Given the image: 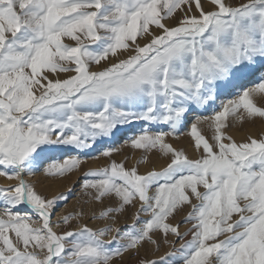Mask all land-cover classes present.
Wrapping results in <instances>:
<instances>
[{"label":"snow or ice","instance_id":"snow-or-ice-1","mask_svg":"<svg viewBox=\"0 0 264 264\" xmlns=\"http://www.w3.org/2000/svg\"><path fill=\"white\" fill-rule=\"evenodd\" d=\"M257 118L264 0H0V177L16 182L0 189V264H118L157 235L174 236L179 252L139 264H264V135L229 134L231 120ZM127 126L139 127L131 146L166 166L141 174L112 160L82 188L110 202L94 219L139 201L132 225L53 224L68 197L25 177L64 176L93 152L110 158L105 145ZM185 129L197 158L168 142ZM186 205L182 234L169 217Z\"/></svg>","mask_w":264,"mask_h":264},{"label":"rangeland","instance_id":"rangeland-1","mask_svg":"<svg viewBox=\"0 0 264 264\" xmlns=\"http://www.w3.org/2000/svg\"><path fill=\"white\" fill-rule=\"evenodd\" d=\"M247 2V0H232L233 4H240ZM66 43H74L71 41H65ZM59 78H65V74H59ZM219 102H217V107ZM211 114V113H209ZM232 127L229 134L237 142H244L248 136L260 137L264 135V121L257 118L254 122H237L235 119L231 120ZM130 130L123 132L113 142L105 145V148L114 149L110 158L99 155V152H93L89 157H81V163L79 167L64 176L61 177H48L41 173L34 175H28L25 177L26 181L33 185L35 189L42 195L52 198L54 196L65 195L68 197L67 201H60V207L56 209L55 217L52 223L55 224L62 220V217L67 215L73 217L70 220V224L73 228L87 224L88 227L93 229H99L106 226L119 227L124 229L133 223L135 214L140 209V202L136 201L135 207L126 206V209L122 213H117L113 219L100 220L93 217H99L100 212L104 210L109 204V201H105L104 204H100L92 200L91 196L85 192L82 188L83 178L86 173L96 171L107 167L112 160L116 162H123L126 168L131 169L136 167L138 171L143 174L148 170H161L166 166L167 161L162 158L158 152L150 151L145 153L143 150L134 149L130 140L133 136L138 134L139 127L127 126ZM202 134L206 138L211 137L212 130L207 124L201 125ZM155 130V129H153ZM257 130V131H256ZM252 135H251V134ZM254 134V135H253ZM168 142L178 149H186L187 155L190 158H197L199 153L193 152L191 148V139L188 135V129H185L178 138H167ZM72 155H75L74 153ZM56 160H62L67 158L64 153H55ZM96 156L98 158H92ZM146 158V159H145ZM15 181H9L5 177H0V189L8 188L15 184ZM203 191L202 188L199 189ZM192 203H197L193 198ZM191 211L190 206H183L182 210H177L173 215L175 219L169 217V222L173 225L181 224L180 232L183 234L191 228L190 223H182L188 213ZM141 220L148 219L147 216L141 215ZM32 227H40L38 223H34ZM55 231H61V229H54ZM225 237H219L218 239H224ZM153 239L157 240V244H149L145 242L143 247L140 248L139 253L135 251L125 254L123 258L118 261V264H139L140 260H155L160 261L162 257L167 256L168 253L173 251L179 252L180 242L176 241L174 236L169 235V243L165 244L162 236H154ZM186 239L190 240L189 235ZM176 241L173 246L172 242ZM179 255L169 257V264L173 261H179Z\"/></svg>","mask_w":264,"mask_h":264},{"label":"bare ground","instance_id":"bare-ground-1","mask_svg":"<svg viewBox=\"0 0 264 264\" xmlns=\"http://www.w3.org/2000/svg\"><path fill=\"white\" fill-rule=\"evenodd\" d=\"M237 121V120H236ZM238 122V121H237ZM257 131V130H256ZM251 134V133H250ZM252 135V134H251ZM254 135V134H253Z\"/></svg>","mask_w":264,"mask_h":264}]
</instances>
